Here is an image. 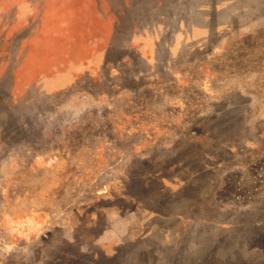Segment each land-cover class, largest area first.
<instances>
[{
	"label": "rangeland",
	"instance_id": "1",
	"mask_svg": "<svg viewBox=\"0 0 264 264\" xmlns=\"http://www.w3.org/2000/svg\"><path fill=\"white\" fill-rule=\"evenodd\" d=\"M0 264H264V0H0Z\"/></svg>",
	"mask_w": 264,
	"mask_h": 264
}]
</instances>
